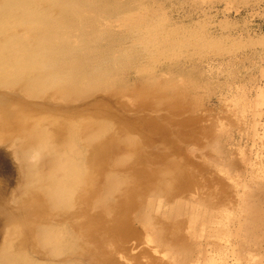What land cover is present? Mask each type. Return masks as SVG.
I'll return each instance as SVG.
<instances>
[{"label":"rangeland","instance_id":"rangeland-1","mask_svg":"<svg viewBox=\"0 0 264 264\" xmlns=\"http://www.w3.org/2000/svg\"><path fill=\"white\" fill-rule=\"evenodd\" d=\"M0 13V262L264 264V0Z\"/></svg>","mask_w":264,"mask_h":264},{"label":"bare ground","instance_id":"bare-ground-1","mask_svg":"<svg viewBox=\"0 0 264 264\" xmlns=\"http://www.w3.org/2000/svg\"><path fill=\"white\" fill-rule=\"evenodd\" d=\"M7 1H12V0H7ZM0 14H1V13H0ZM1 15H2V14H1ZM0 26H1V24H0ZM1 28H2V27H1ZM1 28H0V29H1ZM3 29H4V28H3ZM3 29H2V30H3ZM2 30H1V31H2ZM3 58H4V57H3ZM4 59L6 60V58H4ZM2 66H3V67H0V71L6 69L5 67H7V66L4 67V65H2ZM7 69H8V68H7ZM72 173H73V172H72ZM71 177L73 178V174L71 175ZM72 178H71V179H72ZM66 179H67V178H66ZM67 181H68V180H67ZM0 182H1V181H0ZM64 182H65V181H64ZM64 182H63V183H64ZM56 183H58V182H57V181H54V182L52 181V184H54V186L57 187V185H58V187L55 188V191H58V190H56V189H58L59 187H60V189H61V188H62V185H60V184H56ZM68 183H69V182H68ZM55 184H56V185H55ZM61 184H62V183H61ZM69 184H70V183H69ZM69 184H66V185H69ZM64 185H65V184H64ZM64 185H63V186H64ZM72 185H73V184H71V186H72ZM71 186H70V187H71ZM2 187H3V186H2ZM6 187H7V186H6ZM67 187H69V186H67ZM53 188H54V187H53V185H52V189H53ZM64 189H65V188H62L61 190H64ZM0 190H1V189H0ZM66 190L68 191V189H66ZM64 191H65V190H64ZM65 192H66V191H65ZM56 193H57V192H56ZM59 193H60V191H59ZM57 194H58V193H57ZM64 194H65V193H64ZM61 195H62V193H61ZM62 197H63V196H62ZM5 253H6V252H5ZM7 253H8V252H7ZM7 257L9 258L8 255H7ZM7 257H4V258H7ZM11 257H12V256H11ZM5 260H6V259H5ZM1 263H2V261L0 262V264H1ZM5 263H6V262H5ZM5 263H2V264H5Z\"/></svg>","mask_w":264,"mask_h":264}]
</instances>
